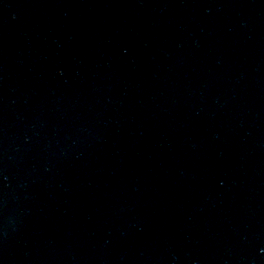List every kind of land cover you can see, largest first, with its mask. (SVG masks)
<instances>
[{
    "label": "water",
    "instance_id": "water-1",
    "mask_svg": "<svg viewBox=\"0 0 264 264\" xmlns=\"http://www.w3.org/2000/svg\"><path fill=\"white\" fill-rule=\"evenodd\" d=\"M0 264H264V0H0Z\"/></svg>",
    "mask_w": 264,
    "mask_h": 264
}]
</instances>
